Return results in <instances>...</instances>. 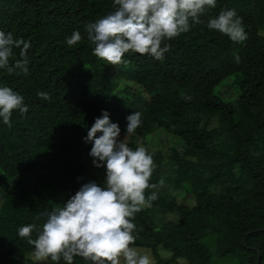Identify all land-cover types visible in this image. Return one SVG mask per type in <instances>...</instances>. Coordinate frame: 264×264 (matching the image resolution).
<instances>
[{
	"label": "trees",
	"instance_id": "obj_1",
	"mask_svg": "<svg viewBox=\"0 0 264 264\" xmlns=\"http://www.w3.org/2000/svg\"><path fill=\"white\" fill-rule=\"evenodd\" d=\"M228 9L242 17L243 42L207 27ZM110 11L113 0H0V31L31 44L27 75L0 69V86L20 93L29 109L13 110L11 127L0 118V264L34 255L20 227L37 225L35 239L46 213L83 183L103 185L84 164L92 143L83 139L103 111L124 134L126 117L140 112L125 143L153 158L149 183L157 187L145 197L156 191L157 199L132 218L131 246L149 249L152 264H264V0H216L200 23L190 20L188 32L165 41L163 60L126 53L119 65L96 57L87 39L86 25ZM74 31L82 41L70 47ZM234 73L238 87L228 95L222 81ZM158 132L178 140L166 155L145 145Z\"/></svg>",
	"mask_w": 264,
	"mask_h": 264
},
{
	"label": "clouds",
	"instance_id": "obj_2",
	"mask_svg": "<svg viewBox=\"0 0 264 264\" xmlns=\"http://www.w3.org/2000/svg\"><path fill=\"white\" fill-rule=\"evenodd\" d=\"M215 6L216 0H113V11L86 25L87 39L94 45V55L110 65L125 63L126 53L163 60L170 50L165 41L188 32L190 20L192 24L200 23V15ZM207 27L234 42L247 39L242 17L235 9L221 11ZM81 41L79 31L66 38L70 47ZM30 47V42L0 31V69L27 75ZM14 48L20 49L19 59H15ZM10 59L14 61L11 64ZM235 59L239 61L240 57L235 55ZM37 96L50 100V94L44 91H38ZM23 101L20 93L0 86V118L5 125L11 127L13 110L28 112ZM141 116L133 112L126 117V134L134 133L141 125ZM120 132L118 124L110 122L108 112L103 111L83 138L92 143L89 156L93 166L105 168L103 185L92 180L83 183L62 207L46 213L47 220L35 239L32 233L37 225L18 229V235L34 246L36 260L50 259L59 264L62 259L65 264H73L74 257H81L92 264H152L147 254L131 245L136 240L132 218L142 206H150L157 199L156 191L145 197L147 189L157 187L149 183L153 158L144 147L133 150L118 139Z\"/></svg>",
	"mask_w": 264,
	"mask_h": 264
},
{
	"label": "rangeland",
	"instance_id": "obj_3",
	"mask_svg": "<svg viewBox=\"0 0 264 264\" xmlns=\"http://www.w3.org/2000/svg\"><path fill=\"white\" fill-rule=\"evenodd\" d=\"M239 79V74L238 73H234L233 75L229 76L228 78L224 79L222 81V87L224 88V90H226V93L229 95L231 92L235 91L237 86V81ZM230 86V87H229ZM238 90V89H237ZM237 94V92H236ZM215 121L211 124L214 125ZM128 136L124 133H120L118 139H123L124 142L127 141ZM136 143L138 144H143V141L141 139H138L136 141ZM178 143V140L176 139V137L166 134L165 132H158L156 133L151 139H146L145 141V145L149 146L150 150L153 151V149L155 148H160L163 152V155H166V146L168 144H170V146H174ZM92 157H90L89 155L87 157H85L84 159V164L86 165L87 169L89 170V172L91 173L92 177H95L96 179L99 178L100 179H105V168L101 167V168H96L93 166L92 164ZM177 200L179 203H184V204H191L192 200L190 199L188 194H178L177 195ZM164 219L165 220H172V219H176V217H174L171 213H166L164 215ZM135 247L141 254H147L150 259L151 262L153 263L155 261L154 257L152 256L151 252L149 251V249L145 248V247H141V246H132ZM159 254L161 257L165 258L169 255V252L160 249L159 250ZM29 260H32L34 262H36L37 264H54V262H52L50 259L48 261H38L36 260L35 256L32 254H28L26 255L23 259L20 260V262H18L19 264H31L29 262Z\"/></svg>",
	"mask_w": 264,
	"mask_h": 264
}]
</instances>
